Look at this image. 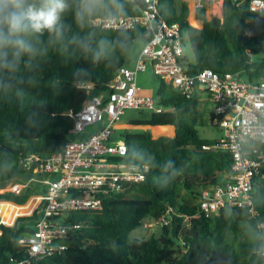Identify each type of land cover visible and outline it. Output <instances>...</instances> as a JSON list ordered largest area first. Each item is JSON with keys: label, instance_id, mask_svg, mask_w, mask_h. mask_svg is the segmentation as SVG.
Returning a JSON list of instances; mask_svg holds the SVG:
<instances>
[{"label": "trees", "instance_id": "trees-1", "mask_svg": "<svg viewBox=\"0 0 264 264\" xmlns=\"http://www.w3.org/2000/svg\"><path fill=\"white\" fill-rule=\"evenodd\" d=\"M35 2L39 6L40 0ZM66 3L58 33L30 34L31 54L22 55L18 62L9 55L7 66L0 61V189L27 174L22 166L27 156L44 160L63 147L73 122L68 113H76L105 91L118 69L127 64L134 43L149 39L140 28L90 26L89 20L96 16L136 14L128 3ZM221 11V18L206 20L205 8L197 10L201 28H195L188 23L187 1L159 0L158 9L161 19L177 25L193 47L187 74L209 68L246 82L264 81V11L251 12L249 0H222ZM166 88L160 81L154 99L162 108L160 113L150 112L148 118L129 123L151 126L152 135L159 138L148 130L119 129L126 155L118 160L146 170L144 181L125 190L135 197L107 199L96 213H70L69 221L80 223L81 228L69 237L67 250L31 259L29 264H264V162L253 180L251 210L226 206L217 216L184 223L198 211L201 191L222 183L218 176L229 169L230 157L211 148L217 140L198 136L196 126L204 124L198 95L186 97L169 87L165 96ZM214 119L211 112L212 127H216ZM169 126L174 127L172 138ZM255 145L246 143L244 152ZM259 147L264 153V145ZM26 191L19 196L0 194V201L24 205L29 198ZM185 196L194 203L187 204ZM167 211L171 221L161 227V238H129L146 217L157 219ZM37 218L35 209L29 216L16 217L10 226L0 219V264L27 258V248L18 241L33 232Z\"/></svg>", "mask_w": 264, "mask_h": 264}, {"label": "built area", "instance_id": "built-area-1", "mask_svg": "<svg viewBox=\"0 0 264 264\" xmlns=\"http://www.w3.org/2000/svg\"><path fill=\"white\" fill-rule=\"evenodd\" d=\"M128 3L136 14L96 16L89 20L92 27L102 30H130L140 28L149 39L137 53L133 70L118 69L105 91L86 101L76 112H69L72 128L63 147L41 160L27 156L22 162L27 174H46L44 181L31 179L44 188L37 205L38 218L30 235L18 242L27 250V258L17 264H29L31 259L60 254L67 250L69 237L81 228L69 221L72 212H100L107 199L124 193L128 186L145 180L146 170L136 164L118 159L126 155V145L120 139L113 141L118 122L125 110H149L160 113L161 107L153 98L141 96L136 86V74L146 64L167 87L189 97L202 90L212 104L213 124L220 138L211 148L227 152L230 166L222 173V183L203 189L198 198V211L186 217L184 223L201 216H217L226 206L250 209L251 189L264 153V81L246 82L236 75H219L209 68L197 74L186 72L188 62L183 54L184 36L180 28L162 20L159 0H103ZM208 0H192L195 14ZM249 10L264 11V0H249ZM196 18V17H195ZM94 127L93 132L87 129ZM87 133L80 138V135ZM252 146L249 153L243 146ZM210 147H203L209 149ZM25 183L11 182L0 189V194H22ZM170 211L157 219H150L142 228L168 226Z\"/></svg>", "mask_w": 264, "mask_h": 264}, {"label": "rangeland", "instance_id": "rangeland-1", "mask_svg": "<svg viewBox=\"0 0 264 264\" xmlns=\"http://www.w3.org/2000/svg\"><path fill=\"white\" fill-rule=\"evenodd\" d=\"M185 1L188 2V7H189L188 23L189 24L191 23L190 25L195 27V28H201V23L198 22L195 18V11L193 8L192 0H185ZM221 6H222V0H208L204 6L206 20H210L212 17L221 18L222 17ZM190 15H192L193 18H189ZM192 19H194L199 24L196 25ZM182 34L184 36L183 54H184L186 61L190 63L193 61V53H194L193 47L189 43L188 39L186 38L185 33H182ZM142 46H143V43L140 41H137L134 43V45H133V47L129 53V58H128V61H127V64L125 65V67H127L130 70L134 69L135 63L137 60V53L141 50ZM159 83H160L159 79L153 74L151 66L149 64H146V68L143 72H138L136 74V86L139 89L138 94L141 96H148V97H151L153 99H156ZM169 92H170V89H169V87H167L166 91L164 92V95L169 96ZM211 105L212 104L206 99L204 92H202L201 90L198 91V112L202 115V119H203L204 124L201 125L198 123L196 126V130L198 132V136L201 139L218 140L220 138L219 129L217 127H212L209 124V114L211 113V111H210ZM150 112L151 111H149V110H134V109L125 110L123 115L120 117V120L118 123H125L126 124L121 128L122 130H130V131L148 130L151 133V129H150L151 126L148 127L146 125H130L129 124L135 120L148 118ZM154 127H156V126H154ZM169 127H171V126H169ZM87 131L93 132L94 127L88 128ZM171 132L173 134V128H172ZM120 133H121V130L115 131L114 136L112 138L113 141L117 140L119 138ZM172 134H171V136H172ZM86 135H87V133H84V134L80 135V138H83ZM151 135H152V133H151ZM152 137L154 139L158 138V137H155L153 135H152ZM160 137H169V136H160ZM32 178L36 179V180L44 181L45 179L49 178V176L46 174H42V173L33 174V175L26 174V175L18 177L16 180H14V183H25L26 184V186H27L26 188H28V189L24 188L22 190V194H25V191L27 190L26 193L30 197L27 199L26 203H28L32 199L31 196L41 195V193H42L41 188L38 187L39 185H37V183H35V181L31 180ZM218 178L221 179V175H219ZM119 196L122 198H134L135 197V195L125 194V192L120 193ZM184 201L189 205H192L194 203V200L190 196H185ZM0 203H11V204L16 206V204H14L12 202H7V201H0ZM24 205H21V206H24ZM32 213H28L26 215H18L17 217L29 216ZM0 219L5 225H8L4 222V219L1 216V213H0ZM145 220L150 221V218L146 217ZM161 235H162L161 228H157V227L142 228L140 226V227H137L135 230H133L130 233L129 238L130 239L134 238L137 240H146L151 236L156 237V238H161L162 237Z\"/></svg>", "mask_w": 264, "mask_h": 264}, {"label": "clouds", "instance_id": "clouds-1", "mask_svg": "<svg viewBox=\"0 0 264 264\" xmlns=\"http://www.w3.org/2000/svg\"><path fill=\"white\" fill-rule=\"evenodd\" d=\"M67 7L66 0H40L39 6L35 0H0V61L7 66L9 55L18 62L22 55L31 54L30 34L58 33Z\"/></svg>", "mask_w": 264, "mask_h": 264}, {"label": "bare ground", "instance_id": "bare-ground-1", "mask_svg": "<svg viewBox=\"0 0 264 264\" xmlns=\"http://www.w3.org/2000/svg\"><path fill=\"white\" fill-rule=\"evenodd\" d=\"M34 203H35L34 199H31L24 206H15V205L9 204V203L0 204V213L4 219V222L9 225L11 223L12 219L14 218V216L26 215V214L30 213L32 208H34L33 207Z\"/></svg>", "mask_w": 264, "mask_h": 264}, {"label": "crops", "instance_id": "crops-1", "mask_svg": "<svg viewBox=\"0 0 264 264\" xmlns=\"http://www.w3.org/2000/svg\"><path fill=\"white\" fill-rule=\"evenodd\" d=\"M198 91H200V90H198ZM202 91V90H201ZM203 92V91H202ZM197 95H198V92H197ZM206 97V96H205ZM206 99H207V97H206ZM211 112H212V110H210ZM124 125H126L125 123H118V130L119 129H121ZM172 128H173V132H174V127L173 126H171ZM37 185H39L38 183H37ZM39 187L41 188V191H42V193H43V191H44V188L42 187V186H40L39 185ZM42 193H41V195H42ZM41 195H33V196H31L32 197V199H34V201H35V203H34V208H32V210L30 211V213H32L36 208H37V205L39 204V200H40V197H41ZM30 198V197H29ZM17 206V205H16ZM16 217L17 216H14V218L12 219V221H11V223L9 224V225H12L13 224V222L15 221V219H16ZM2 222V221H1ZM3 223V222H2ZM4 224V223H3ZM5 225V224H4ZM9 225H6V226H9Z\"/></svg>", "mask_w": 264, "mask_h": 264}, {"label": "water", "instance_id": "water-1", "mask_svg": "<svg viewBox=\"0 0 264 264\" xmlns=\"http://www.w3.org/2000/svg\"><path fill=\"white\" fill-rule=\"evenodd\" d=\"M148 127H150V126H148ZM174 136V132H173V135L170 137V138H172ZM159 138V137H158ZM157 139V138H156ZM18 206V205H17Z\"/></svg>", "mask_w": 264, "mask_h": 264}]
</instances>
